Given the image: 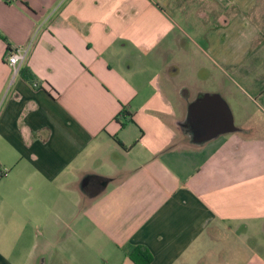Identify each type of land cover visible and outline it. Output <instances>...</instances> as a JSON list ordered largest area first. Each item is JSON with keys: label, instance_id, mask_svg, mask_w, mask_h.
Masks as SVG:
<instances>
[{"label": "crops", "instance_id": "obj_1", "mask_svg": "<svg viewBox=\"0 0 264 264\" xmlns=\"http://www.w3.org/2000/svg\"><path fill=\"white\" fill-rule=\"evenodd\" d=\"M207 93L237 130L199 143ZM139 245L264 264V0H0V264H136Z\"/></svg>", "mask_w": 264, "mask_h": 264}, {"label": "water", "instance_id": "obj_2", "mask_svg": "<svg viewBox=\"0 0 264 264\" xmlns=\"http://www.w3.org/2000/svg\"><path fill=\"white\" fill-rule=\"evenodd\" d=\"M198 106L196 120L192 122L195 142L237 130L231 108L220 94H205Z\"/></svg>", "mask_w": 264, "mask_h": 264}, {"label": "rangeland", "instance_id": "obj_3", "mask_svg": "<svg viewBox=\"0 0 264 264\" xmlns=\"http://www.w3.org/2000/svg\"><path fill=\"white\" fill-rule=\"evenodd\" d=\"M225 78V76H224ZM223 77L220 79L218 76L216 77V80L209 77L205 80H199V85L200 87L204 88L207 91H216L214 89L220 88L222 87V82H223ZM218 82L219 84H222L221 86H218ZM216 87V88H215ZM233 92V93H232ZM224 97H226L228 103L230 104L232 110H233V114H234V118H235V123L237 126H239V118H240V112H239V102L238 100H243L246 99L247 97H245V95L243 94V92L239 89V87L237 86V84H234L233 81H231V86H230V92H225Z\"/></svg>", "mask_w": 264, "mask_h": 264}, {"label": "trees", "instance_id": "obj_4", "mask_svg": "<svg viewBox=\"0 0 264 264\" xmlns=\"http://www.w3.org/2000/svg\"><path fill=\"white\" fill-rule=\"evenodd\" d=\"M24 74L27 78H32L30 74ZM33 81L34 79H32V82ZM121 117L129 121L132 120L131 114L126 110L121 111ZM128 254L136 264H150L153 260V254L146 246L143 245H139L130 249Z\"/></svg>", "mask_w": 264, "mask_h": 264}, {"label": "built area", "instance_id": "obj_5", "mask_svg": "<svg viewBox=\"0 0 264 264\" xmlns=\"http://www.w3.org/2000/svg\"><path fill=\"white\" fill-rule=\"evenodd\" d=\"M30 45H12L9 49V54L7 56V62L13 69L14 75L18 74L22 65L26 59L27 53L29 51ZM35 86H38L37 82H34Z\"/></svg>", "mask_w": 264, "mask_h": 264}]
</instances>
